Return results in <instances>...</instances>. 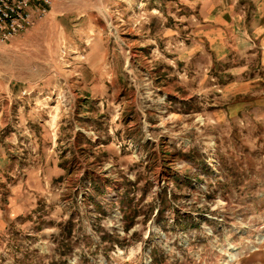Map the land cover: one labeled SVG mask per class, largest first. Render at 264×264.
I'll use <instances>...</instances> for the list:
<instances>
[{"label":"rangeland","instance_id":"obj_1","mask_svg":"<svg viewBox=\"0 0 264 264\" xmlns=\"http://www.w3.org/2000/svg\"><path fill=\"white\" fill-rule=\"evenodd\" d=\"M254 13L51 0L0 40V264H264Z\"/></svg>","mask_w":264,"mask_h":264},{"label":"built area","instance_id":"obj_2","mask_svg":"<svg viewBox=\"0 0 264 264\" xmlns=\"http://www.w3.org/2000/svg\"><path fill=\"white\" fill-rule=\"evenodd\" d=\"M51 0H0V40L9 41L33 24L34 14L47 12Z\"/></svg>","mask_w":264,"mask_h":264},{"label":"crops","instance_id":"obj_3","mask_svg":"<svg viewBox=\"0 0 264 264\" xmlns=\"http://www.w3.org/2000/svg\"><path fill=\"white\" fill-rule=\"evenodd\" d=\"M256 11L258 12L257 10V7H256ZM256 13V12H255ZM254 13V15H255ZM229 16V17H228ZM226 16V20H224V22L226 23V25H223L221 26L222 27V31L224 32V36H225V40L229 39V38H234V39H237L236 35H235V29H234V25L233 23L235 22V17L234 15L233 16H230V14ZM251 23L250 24H254V28L255 30L257 31L256 33H258L259 35L257 37H261V38H264V13H262L260 16H253L251 18ZM252 26V25H251ZM254 28H250V31L252 32ZM248 31V30H245V32ZM261 31V32H260ZM247 36L248 37V40H251L252 38L253 39H256L257 37L254 36V33H251ZM257 42H259V46H260V40L258 39ZM235 43H237V41L235 40ZM262 44V42H261ZM238 45V43L236 44V46ZM239 47V46H238ZM263 51V56H264V47L262 45L261 48H259Z\"/></svg>","mask_w":264,"mask_h":264},{"label":"trees","instance_id":"obj_4","mask_svg":"<svg viewBox=\"0 0 264 264\" xmlns=\"http://www.w3.org/2000/svg\"><path fill=\"white\" fill-rule=\"evenodd\" d=\"M199 17H200V19H202V16L201 15H199ZM226 45H227V49H232V48H236V44H235V39L234 38H229L228 39V41L226 42ZM232 52H234V53H238L239 51H232Z\"/></svg>","mask_w":264,"mask_h":264}]
</instances>
